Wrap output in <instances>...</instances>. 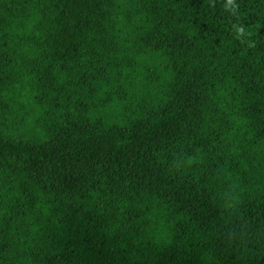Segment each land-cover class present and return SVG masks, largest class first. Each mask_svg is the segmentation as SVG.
Segmentation results:
<instances>
[{
  "label": "trees",
  "instance_id": "obj_1",
  "mask_svg": "<svg viewBox=\"0 0 264 264\" xmlns=\"http://www.w3.org/2000/svg\"><path fill=\"white\" fill-rule=\"evenodd\" d=\"M0 264H264V0H0Z\"/></svg>",
  "mask_w": 264,
  "mask_h": 264
}]
</instances>
